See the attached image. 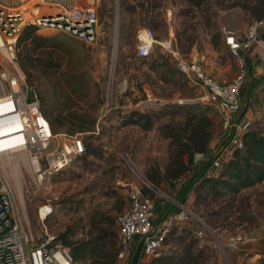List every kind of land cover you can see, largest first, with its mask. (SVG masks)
Wrapping results in <instances>:
<instances>
[{"label":"rangeland","instance_id":"obj_1","mask_svg":"<svg viewBox=\"0 0 264 264\" xmlns=\"http://www.w3.org/2000/svg\"><path fill=\"white\" fill-rule=\"evenodd\" d=\"M120 1L81 0L84 4L93 2L97 10L96 43L48 29L35 30L48 38L34 51L32 80L36 96L57 131L85 132V143L95 148L93 153L77 157L47 184L35 186L24 167H19L20 178L5 177L13 192L15 213L35 236L40 233L37 209L45 203L53 207L47 226L54 234L68 231L70 239H84L95 234V222L117 233L116 219L127 207L129 183L146 190L156 208L157 204L166 206L164 197H175L181 184L197 172L201 154L194 156L193 163L185 154L183 161L189 171L184 177L176 182L165 177L177 144L172 134L187 135L189 128H185L190 120L195 124L202 115L211 122L210 139L220 138L219 144L226 139L215 100L179 73L169 53L158 44L141 59L136 52V34L139 28L147 27L159 41L171 33L185 58L199 60L207 67L216 63L221 77H231L236 64L220 40L219 23L233 15L238 26L246 27L252 19L249 13L240 5L228 7L231 0H122L135 9L124 15L126 27L120 34ZM210 47L214 50L212 56L206 53ZM249 56L252 65L263 67L264 59L254 50ZM111 64L115 72L109 78ZM250 72L243 84L245 96L252 99L253 110L257 111L250 130L264 133V73L252 76ZM133 111L150 114L151 128L144 130L124 123ZM95 127L97 134L92 135ZM145 183L155 190L152 184L160 188L164 197ZM185 202L193 214L173 229L160 256L176 257L191 247L192 255L201 257V264H231L230 250L222 251L211 231L221 242L230 234L264 238V183L224 198L212 194L196 198L194 189ZM157 213L154 211L155 216ZM197 216L209 227L202 239L195 235V230L203 227ZM154 259H148L149 263L153 264Z\"/></svg>","mask_w":264,"mask_h":264},{"label":"built area","instance_id":"obj_2","mask_svg":"<svg viewBox=\"0 0 264 264\" xmlns=\"http://www.w3.org/2000/svg\"><path fill=\"white\" fill-rule=\"evenodd\" d=\"M98 21L96 8L82 5L79 0H0V157L24 155V160H18L17 165L26 168L35 186L49 183L52 176L80 157L85 152V143L83 132H52L35 88L27 83L19 65L20 35L25 26L32 25L96 43ZM219 33L236 64L235 74L223 80L206 71L200 62L185 58L171 33L159 41L147 27L139 28L136 34L139 57H148L154 44H158L169 53L179 73L202 87L215 100L226 139L213 149V175H217L230 158L229 145L232 150L243 149L242 135L252 125V120L242 113L241 89L248 73L246 58L257 44L262 43L260 35L264 33V18L249 22L244 31L232 17L226 18L219 23ZM114 72L115 66L111 64L109 78ZM111 83L113 87L114 81ZM31 91L33 96H30ZM206 158L204 156L203 160ZM5 177L0 166V264H91L75 259L70 247L48 230L47 220L53 213L50 204H42L37 209L38 235L35 236L30 227L23 226L15 213L13 192ZM145 185L164 197L163 191L154 184L156 190L147 183ZM127 192V207L116 219L119 250L114 264H128L133 249L139 244L140 257L136 264H150L148 259L160 256L173 229L185 222L193 211L176 196H168L164 198L175 210L157 219L155 205L140 185L129 183ZM197 218L203 227L197 228L195 235L202 239L209 227ZM211 233L222 251L238 249L258 239L256 234L241 233L226 235L221 242Z\"/></svg>","mask_w":264,"mask_h":264},{"label":"trees","instance_id":"obj_3","mask_svg":"<svg viewBox=\"0 0 264 264\" xmlns=\"http://www.w3.org/2000/svg\"><path fill=\"white\" fill-rule=\"evenodd\" d=\"M142 7H147L140 2ZM240 5L246 13H249L252 18L251 21L260 20L264 18V0H231L228 7ZM135 7L125 5L120 1V34L124 32L126 22L124 15L130 14ZM250 21V22H251ZM36 27L29 25L23 28L19 38V43L22 50L19 54V65L23 70L27 83L33 85L32 69L34 68V51L39 47H43L47 37L40 36L35 33ZM221 35V34H220ZM141 59L147 57H140ZM252 58L247 56L246 63L248 71H252L254 67L251 63ZM173 63V62H172ZM174 65V64H173ZM177 70V69H176ZM34 86V85H33ZM35 88V86H34ZM36 91V89H35ZM244 86L241 89V96L244 95ZM41 109L44 117L49 121L52 132L64 133L57 131L54 123L49 120L48 114L44 111L42 104ZM82 123V121H81ZM126 124H136L142 129L148 130L152 126L150 114L131 112L124 121ZM81 125V124H78ZM211 122L207 116H199V121L192 124L191 120L185 130L186 134H172L177 144L172 152L171 161L168 164L165 172V177L169 182H175L184 177L187 173L188 166L183 161V156L188 154L189 163H193L196 154L206 153L207 146L211 138L210 130ZM82 131H74L72 133ZM96 127L91 130L92 135H96ZM85 133V132H83ZM85 143V139H84ZM243 149H233L230 158L223 164L217 175L211 173L212 155H207V158L200 164H197V172L193 173L186 179L178 189L176 195L177 200L186 203V195L190 191L196 190V198L198 196L212 194L216 198L231 197L239 194L242 190L250 188L259 183H264V133L252 129L248 130L242 135ZM95 148L90 146L89 142L85 143V152L83 156L88 153H93ZM81 155V156H82ZM153 180V178H151ZM146 192V190H144ZM175 210V207L170 203L166 206L156 205L155 211L157 219H161L167 213ZM224 221L227 217L223 218ZM109 224L110 226L113 225ZM95 234L89 235L87 238L72 240L69 238L68 231L59 234L58 238L67 246L70 247L72 256L77 260L88 261L91 264H114L119 250V240L115 229H108L103 224L95 222ZM73 234V233H72ZM140 244L136 246L130 257L128 264H136L140 257ZM153 264H201V257L192 255L191 247L186 251V254L156 257Z\"/></svg>","mask_w":264,"mask_h":264},{"label":"crops","instance_id":"obj_4","mask_svg":"<svg viewBox=\"0 0 264 264\" xmlns=\"http://www.w3.org/2000/svg\"><path fill=\"white\" fill-rule=\"evenodd\" d=\"M79 1L82 5H87V6L92 5L93 6V2L84 4L83 2H81V0H79ZM231 17H233V15L227 16V18H231ZM240 29H241V31H244L245 27L241 26ZM220 40L224 44V40H223L222 35L220 36ZM207 50L208 51L206 53H208L212 56L214 53V50L211 47ZM253 50L255 51V53L258 55V57L261 60L264 59V45L262 46V44L259 43L253 48ZM192 60H195V59H192ZM196 61L200 62L201 65L206 69V71H208L212 75L216 76L218 79L223 80L225 78H229V77H225V76L221 77V72H220V69L218 67L219 65H216V63L213 65L210 64V66L207 67L205 64H203V62H201L199 60H196ZM250 73H252L251 74L252 76H255L256 74L264 73V65H263V67H261V65H255ZM247 76H249V71L247 73ZM261 84H262V86H264V79H263ZM259 87H261V86H259ZM242 97H243L242 101L244 102V104H243L244 106L242 108L243 116L245 118L252 120V122H253L254 118L257 116V114H256L257 111L253 110V107L251 105L252 99L250 97L245 96V94ZM261 100H262V97H261ZM219 141H220V138H217V137H213L212 139H210L209 144L207 146L206 153H204V154L201 153V160L202 161H203L204 156L207 157V155H212L214 146L219 144ZM222 142H224V139ZM212 143H213V146H211ZM230 146L231 145H229V147ZM230 149H231L230 151H232L231 147H230ZM229 259H230L231 264H264V238H260V236H258L257 241L250 243L246 246H242L238 249L230 250Z\"/></svg>","mask_w":264,"mask_h":264},{"label":"bare ground","instance_id":"obj_5","mask_svg":"<svg viewBox=\"0 0 264 264\" xmlns=\"http://www.w3.org/2000/svg\"><path fill=\"white\" fill-rule=\"evenodd\" d=\"M24 160L23 156L21 155H13L8 158H4V156L0 157V166L2 169H4V173L6 177H12L13 179L15 178H20L21 176V171L20 168L17 165L18 160ZM18 181H17V188H18ZM20 193V191H19Z\"/></svg>","mask_w":264,"mask_h":264},{"label":"water","instance_id":"obj_6","mask_svg":"<svg viewBox=\"0 0 264 264\" xmlns=\"http://www.w3.org/2000/svg\"><path fill=\"white\" fill-rule=\"evenodd\" d=\"M260 40H261V42L264 44V33H262V34L260 35ZM30 96H33V92H32V91L30 92Z\"/></svg>","mask_w":264,"mask_h":264}]
</instances>
